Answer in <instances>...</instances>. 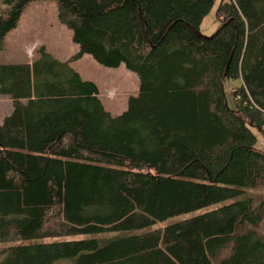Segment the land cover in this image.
Returning <instances> with one entry per match:
<instances>
[{
	"label": "trees",
	"instance_id": "1",
	"mask_svg": "<svg viewBox=\"0 0 264 264\" xmlns=\"http://www.w3.org/2000/svg\"><path fill=\"white\" fill-rule=\"evenodd\" d=\"M40 2L72 60L124 66L139 87L112 116L44 47L0 64V244L85 237L0 248V264H264V0H220L209 37L216 0H2L0 49Z\"/></svg>",
	"mask_w": 264,
	"mask_h": 264
},
{
	"label": "rangeland",
	"instance_id": "2",
	"mask_svg": "<svg viewBox=\"0 0 264 264\" xmlns=\"http://www.w3.org/2000/svg\"><path fill=\"white\" fill-rule=\"evenodd\" d=\"M2 0H0L1 3ZM220 0H216L215 6L211 12L205 16L199 28V33L209 37L214 34L218 26L215 19V10ZM18 27L10 33L0 49V64H11L15 62H31L39 56L38 50L44 47L45 50L61 61L72 60L77 52V47L71 41V33L65 26L59 23L55 4L51 2H40L31 4L24 12ZM77 71L82 79L94 82L99 91V98L105 108L112 116L120 115L125 112L127 100L130 96L138 92V79L133 73L127 71L124 66L117 69H107L102 67L90 57L83 56L78 60H72L70 64ZM239 81H232L226 84V98L228 107L233 108V99L230 97V91L233 87L239 86ZM12 109L11 101L8 97L0 95V121L9 115ZM258 138L257 148L264 152V135L254 132ZM242 197L234 198L221 202L218 205L208 206V208L182 215L177 219L193 216L197 213H205L210 210L222 207L240 200ZM170 221V222H171ZM119 234L108 233L97 236L101 242H108ZM85 239L82 236L53 238L46 240H31L29 242H12L0 244V248L11 247L22 244H37L59 241H73ZM55 264H68L67 262H57Z\"/></svg>",
	"mask_w": 264,
	"mask_h": 264
},
{
	"label": "crops",
	"instance_id": "3",
	"mask_svg": "<svg viewBox=\"0 0 264 264\" xmlns=\"http://www.w3.org/2000/svg\"><path fill=\"white\" fill-rule=\"evenodd\" d=\"M2 121H0V123H1Z\"/></svg>",
	"mask_w": 264,
	"mask_h": 264
}]
</instances>
